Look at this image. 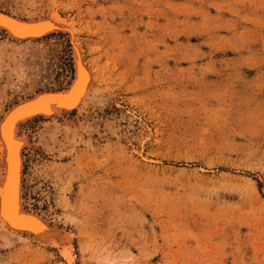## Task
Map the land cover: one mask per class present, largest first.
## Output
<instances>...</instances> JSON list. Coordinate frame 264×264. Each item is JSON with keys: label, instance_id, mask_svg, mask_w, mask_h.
Returning <instances> with one entry per match:
<instances>
[{"label": "rangeland", "instance_id": "rangeland-1", "mask_svg": "<svg viewBox=\"0 0 264 264\" xmlns=\"http://www.w3.org/2000/svg\"><path fill=\"white\" fill-rule=\"evenodd\" d=\"M0 9L71 23L96 77L67 118L23 125L25 203L69 239L40 246L0 224V264H264V0ZM68 34L0 33V120L67 86Z\"/></svg>", "mask_w": 264, "mask_h": 264}, {"label": "bare ground", "instance_id": "bare-ground-1", "mask_svg": "<svg viewBox=\"0 0 264 264\" xmlns=\"http://www.w3.org/2000/svg\"><path fill=\"white\" fill-rule=\"evenodd\" d=\"M61 31L69 33L72 48L73 68L67 69V77L72 73L67 86L20 99L5 110L0 120V224L7 235L26 238L40 246H62L69 237L65 229H58L61 227L25 203L23 176L29 140L23 125L40 119L67 118V114L82 107L96 77L85 61L71 23L56 14L24 18L0 9V33L4 32L8 41H34Z\"/></svg>", "mask_w": 264, "mask_h": 264}, {"label": "built area", "instance_id": "built-area-1", "mask_svg": "<svg viewBox=\"0 0 264 264\" xmlns=\"http://www.w3.org/2000/svg\"><path fill=\"white\" fill-rule=\"evenodd\" d=\"M67 72V69L65 70V73Z\"/></svg>", "mask_w": 264, "mask_h": 264}]
</instances>
